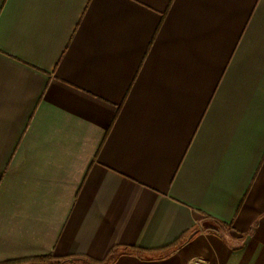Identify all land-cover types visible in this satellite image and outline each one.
Returning a JSON list of instances; mask_svg holds the SVG:
<instances>
[{
  "label": "crops",
  "instance_id": "crops-1",
  "mask_svg": "<svg viewBox=\"0 0 264 264\" xmlns=\"http://www.w3.org/2000/svg\"><path fill=\"white\" fill-rule=\"evenodd\" d=\"M112 248L264 264V0H0V264Z\"/></svg>",
  "mask_w": 264,
  "mask_h": 264
},
{
  "label": "trees",
  "instance_id": "trees-1",
  "mask_svg": "<svg viewBox=\"0 0 264 264\" xmlns=\"http://www.w3.org/2000/svg\"><path fill=\"white\" fill-rule=\"evenodd\" d=\"M206 231L215 232L214 228L205 229ZM181 241L176 244L161 249L159 252L160 258L168 257L176 248L180 246ZM128 249H124L123 253H126ZM141 252V251H138ZM118 248H112L108 256L102 260L97 261L89 257H74V258H56L53 255H46L40 257H30L18 260H11L1 264H112L114 263L118 256L123 254Z\"/></svg>",
  "mask_w": 264,
  "mask_h": 264
},
{
  "label": "built area",
  "instance_id": "built-area-1",
  "mask_svg": "<svg viewBox=\"0 0 264 264\" xmlns=\"http://www.w3.org/2000/svg\"><path fill=\"white\" fill-rule=\"evenodd\" d=\"M194 264H207L205 260L203 259H198L194 262Z\"/></svg>",
  "mask_w": 264,
  "mask_h": 264
}]
</instances>
